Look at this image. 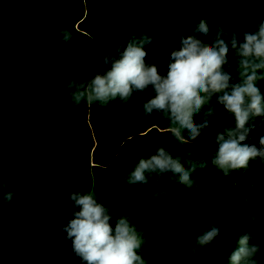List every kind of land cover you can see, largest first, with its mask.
I'll return each instance as SVG.
<instances>
[{
    "label": "trees",
    "instance_id": "trees-1",
    "mask_svg": "<svg viewBox=\"0 0 264 264\" xmlns=\"http://www.w3.org/2000/svg\"><path fill=\"white\" fill-rule=\"evenodd\" d=\"M201 19L209 42L219 25L242 43L244 33L264 23V0H0V264H82L62 230L78 210L69 194L79 190L95 193L113 214V227L115 219L129 218L143 240L138 254L144 264H231L248 233L249 243L261 246L256 259L264 264V158L228 176L212 163L217 134L235 127L216 95L208 128L180 145L169 121L144 114L142 105L155 95L151 86L126 102L91 105H77L65 87L70 79L103 74L110 67L106 54L148 35L146 63L166 75L182 36L205 38L196 31ZM65 31L72 36L67 43ZM228 60L224 70L234 84L231 47ZM257 86L264 95V80ZM203 118L196 114L194 122ZM262 119L249 121L258 127L243 143L261 147ZM160 146L186 170L197 164L192 188L172 173H146V184L127 182L134 165ZM9 191L13 198L5 202ZM249 214L258 216V227L244 224ZM210 227L220 229L218 236L194 255L196 237Z\"/></svg>",
    "mask_w": 264,
    "mask_h": 264
},
{
    "label": "clouds",
    "instance_id": "clouds-1",
    "mask_svg": "<svg viewBox=\"0 0 264 264\" xmlns=\"http://www.w3.org/2000/svg\"><path fill=\"white\" fill-rule=\"evenodd\" d=\"M256 28L254 33H244L240 43L234 31L218 25L214 38L209 42V26L201 19L196 31L205 38L182 36L181 47L170 54L166 75H161L155 64L146 63L145 45L151 44L153 38L149 35L139 39L134 37L126 46L122 43L114 52L104 56V65L110 67L103 74L94 72L90 79L83 82L70 79L65 87L77 105L82 100L91 105L94 102L107 104L117 98L126 102L134 92L143 93L151 86L155 95L142 105L144 114L150 116L157 112L169 121V131L180 145L194 142L208 128L209 118L216 113L211 104L212 97L216 95L218 103L235 120V127H228L217 134L218 150L212 158L216 168L228 176L232 170L247 169L250 161L258 157L264 158V136L259 139L260 148L243 143L258 127L254 123L249 124V121L264 118V95L257 86L258 81L264 80V23ZM63 39L65 43L69 42L71 33L65 31ZM230 47L238 77V82L234 84L231 83L233 77L224 70V66L229 64ZM206 105L209 107L203 111ZM202 112L203 122L195 123L194 116ZM261 124H264V119ZM184 131L187 136L182 134ZM205 166L204 163L199 164L201 168ZM196 167L194 163L190 170H186L180 157H173L168 149L160 146L155 154L141 158L134 165L127 182L146 184V173H172L178 177L180 184L192 188L191 172ZM12 198L11 191L3 194L5 202ZM69 199L78 210L73 211L72 218L62 226V230L67 233L66 239L71 240L72 250L82 264H144L138 254L143 240L128 217L115 219L113 227V214L98 202L95 193L79 190L70 193ZM249 220L251 223L248 224L259 226L258 216L249 214L244 224ZM219 232V228L210 227V230L198 235L192 253L205 252ZM250 239V233L240 237V246L229 257L231 264H259L256 257L261 253V246L250 244Z\"/></svg>",
    "mask_w": 264,
    "mask_h": 264
}]
</instances>
